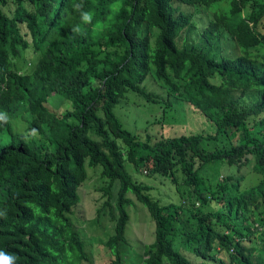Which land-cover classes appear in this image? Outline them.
<instances>
[{
    "label": "trees",
    "instance_id": "obj_1",
    "mask_svg": "<svg viewBox=\"0 0 264 264\" xmlns=\"http://www.w3.org/2000/svg\"><path fill=\"white\" fill-rule=\"evenodd\" d=\"M128 92L164 110L178 100L214 129L135 134L114 111ZM52 94L70 102L60 114ZM86 165L104 180L109 264H122L132 198L153 225L141 264H264V0H0V252L11 264L88 260L70 217ZM159 180L165 200L150 192Z\"/></svg>",
    "mask_w": 264,
    "mask_h": 264
},
{
    "label": "rangeland",
    "instance_id": "obj_2",
    "mask_svg": "<svg viewBox=\"0 0 264 264\" xmlns=\"http://www.w3.org/2000/svg\"><path fill=\"white\" fill-rule=\"evenodd\" d=\"M196 12V11H195ZM202 13H197L200 22ZM30 52H28V55ZM66 101L58 94L49 96L47 105L49 108L60 114L66 109ZM65 105V108H64ZM116 116L123 126L131 132L144 136L149 133L151 138L158 139L161 136L172 137L183 133H197L213 131V124L204 115L193 108L173 100L171 107L164 110V104L159 102H147L133 92H128L119 104L114 108ZM14 121V122H13ZM13 124L17 123L15 129L19 132L25 130V122L20 118H15ZM128 171L139 181L149 184L154 178L135 172L131 164H126ZM87 168V178L79 187L80 199L73 207L70 215L74 227L79 231L85 242V253L88 260L81 264H109L111 255L106 247L101 243L105 241L111 233L113 223L109 220L107 212L103 213L100 220L97 219L96 210L101 205L102 192L100 187L104 185V180L100 176V167ZM210 175L208 172H206ZM153 185L154 190L150 191L156 196V192L165 200L167 196V183ZM162 183V184H161ZM153 184V183H152ZM157 197V196H156ZM129 206L130 220L127 224L125 236L127 241L120 246L122 264H141L139 247L142 244H149L154 240L153 225L150 215L144 205L135 201Z\"/></svg>",
    "mask_w": 264,
    "mask_h": 264
},
{
    "label": "clouds",
    "instance_id": "obj_3",
    "mask_svg": "<svg viewBox=\"0 0 264 264\" xmlns=\"http://www.w3.org/2000/svg\"><path fill=\"white\" fill-rule=\"evenodd\" d=\"M74 7L76 8V10L79 11L82 9L83 5H82V3H80V4L74 5ZM92 15L93 14L91 12L81 11V19L84 23H91ZM73 31L78 32V31H80V29L74 28ZM14 258L15 257H13V256H9L6 253L0 252V264H11V262Z\"/></svg>",
    "mask_w": 264,
    "mask_h": 264
}]
</instances>
